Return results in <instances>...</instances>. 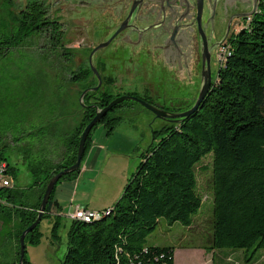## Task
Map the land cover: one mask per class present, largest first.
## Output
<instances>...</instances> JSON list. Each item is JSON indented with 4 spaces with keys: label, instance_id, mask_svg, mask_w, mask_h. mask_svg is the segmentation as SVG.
<instances>
[{
    "label": "trees",
    "instance_id": "1",
    "mask_svg": "<svg viewBox=\"0 0 264 264\" xmlns=\"http://www.w3.org/2000/svg\"><path fill=\"white\" fill-rule=\"evenodd\" d=\"M14 19L15 28L9 23L0 32V64L31 39L45 36L51 50L60 51L61 62L68 60V64L74 65L73 52L64 47L63 25L59 19L51 17L45 1L26 3ZM227 46L230 53L217 70L212 87L198 109L186 118L163 120L160 130H152L153 142L141 155L115 204L100 212L102 215L94 220L70 221L66 251L60 264H174L175 247L147 245L146 237L161 219L168 225L193 226V218L203 200L197 172L207 157L211 158V176L210 169L200 168L204 172L209 170L212 195L211 234L205 250H242L245 264L264 250V0H258L256 12L230 37ZM60 69L68 83L81 82L79 95L97 84L87 64L78 66L77 71L64 66ZM112 85L111 79L106 82L101 76V87L85 94L81 122L65 136L63 144L60 143L62 139L58 145L49 144L47 122H41L39 133L30 134L33 137L41 134L42 139L30 146V150L42 154L40 161L28 165L34 178L33 187L38 189L30 203L25 200L31 186L25 192L16 189L14 184L3 183L0 188L1 223L10 226L13 219L18 222L16 262L20 235L36 220L47 182L75 163L80 135L95 116L96 109L122 96L107 93L106 87ZM127 95L137 97L135 93ZM134 105L139 104L126 101L114 106L92 128L82 161L91 146L92 133L103 126L110 136L120 122L115 111ZM6 147L0 145V165H5L3 181L9 173L17 171L3 157ZM62 147L64 160L52 163L50 155H57ZM79 171L80 168L58 181L41 221L49 217L53 207L59 208L57 203H52L57 185L75 178ZM39 174L41 179H38ZM104 212L109 214L103 215ZM53 220L51 239L55 241L61 224L57 217ZM39 225L26 235L25 250L27 245L39 243L42 236ZM23 264H29L25 255Z\"/></svg>",
    "mask_w": 264,
    "mask_h": 264
},
{
    "label": "rangeland",
    "instance_id": "2",
    "mask_svg": "<svg viewBox=\"0 0 264 264\" xmlns=\"http://www.w3.org/2000/svg\"><path fill=\"white\" fill-rule=\"evenodd\" d=\"M31 1L34 0H0V32H3L4 26L9 23L12 28H15L14 15H17L25 7V4ZM43 1L49 6L51 17L59 19L63 25L62 28L65 32L64 47L73 52L74 65L72 63L68 64V60L65 63L59 62L60 65L50 64L56 62L51 61V58L60 59V51L51 50V44L47 42L45 36L31 39L29 43L24 45V48L14 52L7 61L0 64V145L5 144L7 146L3 157L7 162L15 165L17 169L14 173H9L3 182L14 184L16 189L21 192H25L31 186V189L27 191L26 203H30L38 191L37 188L33 187L34 178L28 171V165L30 162L34 164L42 159V154L39 151L30 150V146H34L32 143L42 141L41 134L35 137L30 135L35 131L39 133V127L42 124L38 118L28 120L29 114L32 112L26 110L28 92L36 91L40 94L42 91L48 90L49 84L54 82V79L61 81L60 74L58 79L51 76V70H49L51 68L64 66L77 71L78 66H81V64H87V67L90 68L87 60L90 52L105 38L108 33L107 27L109 29L111 27V24L107 21V15L103 12L101 14L98 9L95 10L90 5L92 0ZM241 24L234 30L235 34L244 27L245 23L242 22ZM222 34V30L217 31L211 42L214 43L222 38ZM27 44L29 46H26ZM115 47L111 42L107 47L99 50L92 60L95 68L97 67L100 71L102 78L106 82H109L110 79L113 82L112 86L106 87L108 94L114 96L123 92L135 93L138 98L167 112L181 113L193 106L201 84L200 69L197 74H193L191 77L188 75L184 77L178 74L174 75V70L170 69L168 65L153 62L145 56L137 54L131 48H122L116 51ZM47 58H50V60H46ZM223 62L222 58L221 66ZM218 66L215 50H213L210 62L212 78H215ZM80 83V81H77L73 88H78V90H71L72 86L67 82V78L65 79L61 88L66 103L74 102L77 106ZM41 98L36 101V109L41 106ZM79 105L82 108V105ZM134 106L144 114L146 119L151 118L153 121L152 130L158 131L164 125L163 120L156 118L154 114L142 108V106ZM132 123L133 121H125L121 125L123 127L110 136L112 138L111 147L118 145L120 150L123 151L128 147V143H123V141H126V137L130 136L133 139L139 137L138 144L142 143L144 145L143 151L148 149L153 141H151V133H149L147 126H145V131L141 136V127H138L139 134H136L131 127ZM102 129L103 127L99 126L92 133V136L97 130ZM13 140L16 142L13 143ZM156 141L157 139L155 143ZM141 151L137 154V160H133L128 165V169H131L129 175L139 163ZM118 159L116 155H113L107 159L105 164L112 167L111 165L120 163V161H117ZM210 162V157L203 160L197 172L198 188L203 200L198 213L193 218V226L189 229L179 223L168 225L165 220L161 219L155 230L146 237L147 245L171 246L175 249L185 247L192 250V252H188V256H184L177 249L175 264H210V252L205 250L211 234L212 218V195L209 189ZM201 167L210 169V176L209 170L204 172L200 169ZM39 176L38 179H41L42 175L39 174ZM17 224L18 222L15 219L12 220L10 226H6L0 221V264H17ZM61 224L57 239L53 241L50 237V221L47 219L41 221L39 232L42 236L39 243L35 246L27 245L25 250V259L29 264H60L66 251L69 221L62 219ZM220 251L228 252L229 250H218V252ZM230 252H233L234 255H230L229 258L225 259L226 264H245L242 250H230ZM260 252L264 253V250ZM237 254L241 255V259L235 256Z\"/></svg>",
    "mask_w": 264,
    "mask_h": 264
},
{
    "label": "crops",
    "instance_id": "3",
    "mask_svg": "<svg viewBox=\"0 0 264 264\" xmlns=\"http://www.w3.org/2000/svg\"><path fill=\"white\" fill-rule=\"evenodd\" d=\"M46 60H50V58H47ZM51 61L56 62H51L50 64L60 65L62 60L51 58ZM49 70H51V76L56 79H58L60 74L61 81L54 79V82L49 84L48 90L46 89L40 94L36 91L28 92L27 106L32 111L29 114L28 120L31 121L34 118H38L41 122H47L45 123L48 131L47 135L49 136L48 138L51 139L49 144L58 145L59 139H62L60 143L63 144L65 136L73 132V130L78 127L81 122V107L79 105L80 95H77V106H75L74 102L69 104L66 103L64 100L65 96L61 88L65 82L64 74L61 73V69L59 67L51 68ZM69 84L72 86L71 90H78V88L73 89L74 85L72 82H69ZM121 94L124 95L127 94V92H123ZM40 97L43 98H41V106H38L39 108L36 109L35 104L37 99ZM114 115L120 118V122L115 127L113 133L118 132L121 127H123L121 125L125 121H133L131 127L136 134H139L138 127L140 126L142 136L145 131V126H147L149 133H151L152 141L153 121L151 118L146 119L144 114H142L140 110L136 109L135 106H124L119 108L115 111ZM110 136L106 135L104 128L102 130H97L91 138V146L82 161L80 171L77 176L69 181L61 182L55 188L52 203H57L59 208L56 209V207H53L50 211L49 217L47 218V220L51 223L50 237L54 217L58 218L60 224L62 223V219L69 221L70 224V221L73 220L72 216L77 209L98 213L103 212L110 209L120 198L122 190L131 176L129 175L131 169H128V165L131 164L133 160H137V154L139 151L142 150L139 157H141L145 151H143L144 145L142 143L138 144L139 137L134 139L130 136L126 137V141H123V143H128V147L121 151L118 145H114V147L110 146L112 142V138H110ZM113 155H116L119 158L117 161H120V163L117 165L113 164L111 165L112 167H110L108 164H105V162ZM64 158L65 151L63 147L57 152V155H50V161L54 164L63 161ZM11 166L16 168L15 165L11 164ZM61 226L62 224L60 227ZM177 249L178 248L174 249V264L175 252L180 250L184 256H188L189 253L192 252V250L186 249L185 247ZM230 255H234V253L230 251H211L210 264H226L225 259L227 257L229 258ZM235 256L241 259L240 254ZM249 264H264V253L257 252Z\"/></svg>",
    "mask_w": 264,
    "mask_h": 264
},
{
    "label": "flooded vegetation",
    "instance_id": "4",
    "mask_svg": "<svg viewBox=\"0 0 264 264\" xmlns=\"http://www.w3.org/2000/svg\"><path fill=\"white\" fill-rule=\"evenodd\" d=\"M133 1L134 0H92V2H90V5H92L95 10L98 9V12L101 14L103 12L107 15V21L111 24L110 29L107 27L108 33L105 37L113 33L115 31L114 28L127 19ZM171 1L172 0H168L169 3ZM245 1L246 2H243V0H233L231 3L227 1L224 6L225 0H218L214 5L212 34L210 36L211 21L209 20L211 19V9L208 0H203L199 20L200 33L203 35L204 32L206 41H208L210 37L208 42L209 49L216 45L210 50V55L213 50H215L217 64V57L220 49L227 46V41L235 34L234 30L236 27L238 28L242 25V22L246 23L250 19L249 15L232 17L235 15L248 14L252 11L253 0ZM161 2H163V0H161ZM185 2H187L188 7H185L184 3H181L180 7L179 1H176L174 5H172L155 2V0H141L140 7L132 24L111 41L113 45L116 46L115 50L119 51L122 48H131L137 54L143 55L153 62H160L168 65L170 69L174 70V75L178 74L182 77L188 75L191 77L193 74H197L200 69L199 74L201 76L202 54L199 43L196 0H185ZM256 2L258 3V0H256ZM169 11H171L170 16H167ZM228 12H230V14H228ZM220 30L223 31L222 38L212 43L211 41L216 35V32ZM225 58L226 55L223 61ZM219 68L220 66H218L217 70ZM214 79L215 78H212V82Z\"/></svg>",
    "mask_w": 264,
    "mask_h": 264
},
{
    "label": "water",
    "instance_id": "5",
    "mask_svg": "<svg viewBox=\"0 0 264 264\" xmlns=\"http://www.w3.org/2000/svg\"><path fill=\"white\" fill-rule=\"evenodd\" d=\"M147 1H152V0H147ZM176 1H179V6L181 7V3L185 4V7L187 6V2H185V0H172L170 3L168 2V0H163V2H161V0H155V2H159V3H166V4H172L174 5V3ZM218 0H208L209 5H210V9H211V19L209 21H211V33L210 36L212 34V22H213V11H214V5L217 3ZM229 1V3L233 2V0H225L224 2V6L225 3ZM243 2H246L245 0H243ZM228 3V4H229ZM141 4V0H134L133 1V5L131 8V11L127 17V19L121 23L120 25H118L115 29V31L113 33H111L110 35H108L107 37H105L100 44H98L97 46H95L92 51L90 52L89 58H88V62L90 64V68L92 73L94 74L97 82V85L95 87L89 88L84 90L81 95H80V104L82 105V108L85 107V105L83 104V98L85 96L86 93H88L89 91L93 92L98 90L101 87V78L100 75L97 71V69L95 68V66L93 65V57L94 55L99 51L102 50L103 48L107 47L111 41L120 33H122L124 30H126L128 28V26H130L133 22V19L135 18V15L140 7ZM203 4V0H196V6H197V25H198V34H199V43H200V51L202 54V64H201V84H200V89H199V93L197 96V99L195 101V103L193 104V106L188 109L185 112H181V113H172V112H167L164 111L162 108L157 107L145 100H142L136 96H132V95H122L119 96L115 99H113L106 107L102 108V109H96L95 112V116L91 119V121L85 126L83 132L80 135V139L78 142V148H77V153H76V160L75 163L69 167H66L64 169H62L60 172H58L57 174L53 175L49 181L47 182L45 189H44V193L39 205V209L37 212V217L36 220L28 227L26 228L20 235L19 238V258H18V262L17 264H23V258L25 255V244H24V240L25 237L28 233H30L31 231H33L40 223L41 218L43 216V214L45 213V207L49 201L50 195L54 189V187L56 186V184L58 183V181L71 173H74L75 171H77L80 166H81V162H82V158L84 156V151H85V142L87 140V137L89 135V133L91 132L92 128L97 125V123L100 122V120L105 117V115L112 110V108L120 103L126 102V101H131V102H135L137 104H139L140 106H142V108L146 109L147 111L151 112L152 114H154V116L158 119L161 120H176V119H182V118H186L188 116H190L191 114H193L199 107V105L201 104V102L203 101V99L206 97V95L208 94V92L210 91L211 87H212V77H211V68H210V50L215 47L213 46L212 48L209 49L208 47V41H206V39L204 38V32L203 35L200 33V13H201V6ZM192 8V7H191ZM225 10V8H224ZM257 10V2L256 0H253V9L250 13L248 14H241V15H235L232 17H237V16H246V15H253ZM226 11V10H225ZM170 12L169 11L167 13V16H170ZM226 13V12H225ZM231 17V18H232ZM230 18V20H231ZM228 21V26H229V22ZM206 26V25H205ZM228 26H227V30H228ZM205 30V27H204ZM226 30V33H227ZM226 36V35H225ZM224 36V37H225ZM224 39V38H223ZM222 39V40H223ZM222 42V41H221ZM219 44V43H218ZM217 44V45H218Z\"/></svg>",
    "mask_w": 264,
    "mask_h": 264
},
{
    "label": "built area",
    "instance_id": "6",
    "mask_svg": "<svg viewBox=\"0 0 264 264\" xmlns=\"http://www.w3.org/2000/svg\"><path fill=\"white\" fill-rule=\"evenodd\" d=\"M230 50H228V46H224L220 49L219 53H218V57H217V62L219 64V66L221 67V61L222 58L229 52ZM4 170H5V165L2 164L0 165V188L3 185V178H4ZM103 214H109V212H104ZM102 214L99 212H92V211H85V210H81V209H77L75 211V213L72 216L73 220H78V221H83V220H87V219H93V218H98L100 217Z\"/></svg>",
    "mask_w": 264,
    "mask_h": 264
},
{
    "label": "bare ground",
    "instance_id": "7",
    "mask_svg": "<svg viewBox=\"0 0 264 264\" xmlns=\"http://www.w3.org/2000/svg\"><path fill=\"white\" fill-rule=\"evenodd\" d=\"M228 54V53H227ZM226 54V55H227ZM223 59H224V57H223ZM107 215V214H106ZM95 218H93V219H87V220H83L84 222H88V221H91V220H94Z\"/></svg>",
    "mask_w": 264,
    "mask_h": 264
}]
</instances>
